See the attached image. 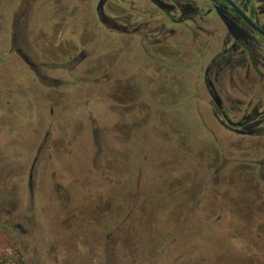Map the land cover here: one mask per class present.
I'll return each mask as SVG.
<instances>
[{
  "label": "rangeland",
  "instance_id": "obj_1",
  "mask_svg": "<svg viewBox=\"0 0 264 264\" xmlns=\"http://www.w3.org/2000/svg\"><path fill=\"white\" fill-rule=\"evenodd\" d=\"M1 21L0 263L264 264V171L184 74L141 57L96 84L52 49L45 84Z\"/></svg>",
  "mask_w": 264,
  "mask_h": 264
},
{
  "label": "flooded vegetation",
  "instance_id": "obj_2",
  "mask_svg": "<svg viewBox=\"0 0 264 264\" xmlns=\"http://www.w3.org/2000/svg\"><path fill=\"white\" fill-rule=\"evenodd\" d=\"M0 18L11 28L6 56L45 84L61 82L46 72L52 49L68 53L62 68L103 65L108 75L96 84L121 87L127 81L112 72L139 70L141 57L179 70L187 98L206 101L221 127L248 137L264 171V0H0Z\"/></svg>",
  "mask_w": 264,
  "mask_h": 264
},
{
  "label": "trees",
  "instance_id": "obj_3",
  "mask_svg": "<svg viewBox=\"0 0 264 264\" xmlns=\"http://www.w3.org/2000/svg\"><path fill=\"white\" fill-rule=\"evenodd\" d=\"M0 264H5V262H1ZM22 264H25L24 262H22Z\"/></svg>",
  "mask_w": 264,
  "mask_h": 264
}]
</instances>
